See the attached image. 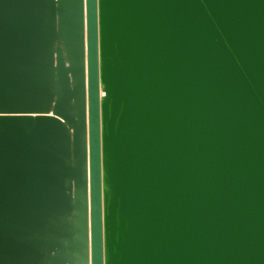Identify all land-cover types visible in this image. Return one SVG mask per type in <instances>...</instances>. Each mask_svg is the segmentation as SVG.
<instances>
[{
	"label": "water",
	"instance_id": "obj_1",
	"mask_svg": "<svg viewBox=\"0 0 264 264\" xmlns=\"http://www.w3.org/2000/svg\"><path fill=\"white\" fill-rule=\"evenodd\" d=\"M0 23V264H264V0Z\"/></svg>",
	"mask_w": 264,
	"mask_h": 264
},
{
	"label": "crops",
	"instance_id": "obj_2",
	"mask_svg": "<svg viewBox=\"0 0 264 264\" xmlns=\"http://www.w3.org/2000/svg\"><path fill=\"white\" fill-rule=\"evenodd\" d=\"M1 25H5L6 27H15L17 25V23L14 21H9V22L5 21L4 24H1Z\"/></svg>",
	"mask_w": 264,
	"mask_h": 264
}]
</instances>
